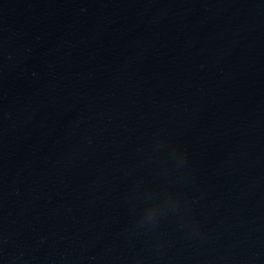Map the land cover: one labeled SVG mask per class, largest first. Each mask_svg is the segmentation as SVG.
<instances>
[{
  "label": "water",
  "instance_id": "1",
  "mask_svg": "<svg viewBox=\"0 0 264 264\" xmlns=\"http://www.w3.org/2000/svg\"><path fill=\"white\" fill-rule=\"evenodd\" d=\"M0 264H264V0H0Z\"/></svg>",
  "mask_w": 264,
  "mask_h": 264
}]
</instances>
